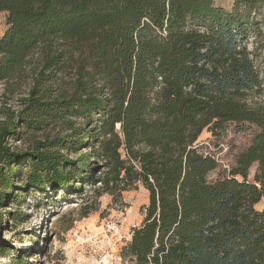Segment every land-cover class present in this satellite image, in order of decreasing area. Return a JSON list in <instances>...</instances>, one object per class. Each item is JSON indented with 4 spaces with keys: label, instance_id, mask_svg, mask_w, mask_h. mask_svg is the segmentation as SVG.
<instances>
[{
    "label": "trees",
    "instance_id": "obj_1",
    "mask_svg": "<svg viewBox=\"0 0 264 264\" xmlns=\"http://www.w3.org/2000/svg\"><path fill=\"white\" fill-rule=\"evenodd\" d=\"M0 11L3 98L27 85L0 121V208L16 201L19 164L41 192L89 180L96 157L98 196L148 191L122 248L134 264H264V102H248L262 82L246 46L264 35V0H0ZM227 123L256 131L209 180L218 164L197 140ZM22 134L30 143L14 148Z\"/></svg>",
    "mask_w": 264,
    "mask_h": 264
},
{
    "label": "rangeland",
    "instance_id": "obj_2",
    "mask_svg": "<svg viewBox=\"0 0 264 264\" xmlns=\"http://www.w3.org/2000/svg\"><path fill=\"white\" fill-rule=\"evenodd\" d=\"M231 2L214 0L225 9L231 7ZM5 28L6 14L0 11V36ZM262 29L264 32V18ZM246 46L252 52L262 82L259 93L249 94L248 102H264V35L252 34ZM26 89L24 85L5 99L4 85L0 82V121L7 117L9 109L19 108L18 98ZM255 131L253 125L237 126L235 123H227L214 133L207 128L202 130L197 140L199 150L213 156L218 164L208 174L209 180L227 173ZM29 143V136L24 134L20 140L11 141L17 149H24ZM88 150L89 146H84L79 151L67 153L76 158L79 152ZM255 167L256 164L250 167V177ZM28 170V166L19 164L11 190L16 201L0 208V264H17L18 259L22 264H134L129 256L122 254V248L131 237L132 228L141 223L148 202V191L141 183L123 191L116 199L105 192L98 196L99 176L104 167L100 159L92 157L89 180L76 178L75 187H47L38 192L25 186ZM17 187H24L25 191ZM263 206L264 196L255 208Z\"/></svg>",
    "mask_w": 264,
    "mask_h": 264
}]
</instances>
